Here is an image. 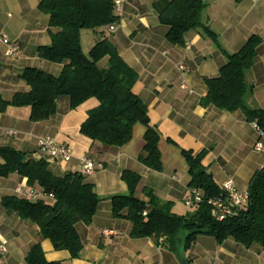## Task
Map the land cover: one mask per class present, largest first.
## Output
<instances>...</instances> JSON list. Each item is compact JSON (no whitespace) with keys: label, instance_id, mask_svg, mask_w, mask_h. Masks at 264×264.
I'll use <instances>...</instances> for the list:
<instances>
[{"label":"crops","instance_id":"crops-1","mask_svg":"<svg viewBox=\"0 0 264 264\" xmlns=\"http://www.w3.org/2000/svg\"><path fill=\"white\" fill-rule=\"evenodd\" d=\"M41 1L0 0V95L5 101L30 91L22 79L26 69L58 77L64 67L38 56L39 47L51 44L50 32H57L49 25L50 17L39 11ZM158 1L124 0L123 16L113 33L106 29V35L139 76L133 93L143 101L150 124L160 133L162 171H153L139 161L145 144L146 129L142 125L135 126L133 139L121 148L106 147L81 135L88 112L99 105L96 99L71 110L69 98L60 97L55 116L41 123L30 121L28 107L8 108L0 113V148L15 149L33 161L46 160L59 177L81 173V159L88 156L95 162V172L86 176L87 182L94 185L102 201L90 225L76 226L84 249L79 259H72L68 251H56L51 241L43 239L38 225L2 205L7 197L24 199L17 190L27 191L28 180L18 174L0 178V243L9 250L4 264H26L28 254L38 244L49 263L181 264L163 238L158 243L151 238H134L127 211L121 217L114 216L110 198L128 193L121 179L123 172L141 176L136 194L139 200L147 201L144 189L150 188L158 198L174 204L173 213L183 216L190 212L185 201L191 178L182 151H206L202 165L215 183L221 187L232 181L241 192L248 191L251 179L264 167V152L254 149L258 132L243 112L201 106L208 94L206 80L219 76L227 62L225 53L239 52L252 36H258L262 44L247 82L255 88L249 105L264 110V0H203V23L218 41L198 29L185 35L184 46L167 41L169 29L159 22L154 9ZM91 35L94 47L99 37L96 32ZM3 36L20 49V55L5 56ZM107 64L108 58L99 66L105 68ZM46 137L69 145L72 160L51 162L38 147V141ZM4 163L0 156V165ZM185 257L190 264H264V251L258 245L246 248L233 238L219 245L213 237L199 236Z\"/></svg>","mask_w":264,"mask_h":264},{"label":"trees","instance_id":"trees-1","mask_svg":"<svg viewBox=\"0 0 264 264\" xmlns=\"http://www.w3.org/2000/svg\"><path fill=\"white\" fill-rule=\"evenodd\" d=\"M115 0H42L39 11L50 17L51 44L38 48L42 60L64 64L58 77L35 68L25 70L22 79L30 87L27 93H17L11 101L0 95V113L8 108H30L32 123L48 121L57 112L56 100L67 97L70 109L76 110L91 99L98 107L88 112L81 126L82 136L106 147L121 148L133 139L135 126L142 125L144 148L139 161L147 168L161 172L162 154L159 149L160 133L150 124L147 107L133 93L139 76L120 56L106 35V29L119 23L115 14ZM159 22L169 29L166 36L172 45L184 46L185 35L202 29L217 43L216 34L203 23L206 4L203 0H160L154 4ZM92 31L99 40L87 56L83 51L81 33ZM262 40L252 36L235 54H227L226 65L217 78L206 80L207 96L201 106L235 113L243 112L247 122L256 124L264 133V110L252 108L249 101L254 96V86L247 82L253 69ZM108 58V64H99ZM189 167L190 190H197L202 202L186 215L173 213L174 204L158 198L150 188L144 189L147 201L137 198L142 181L140 175L125 171L122 181L128 187L126 195L110 198L115 217L127 211L126 218L133 224L134 238H151L157 243L165 240L167 248L179 255L187 253L199 236L215 238L219 245L233 238L250 248L258 245L264 251V167L255 173L249 183V202L236 216L218 221L213 215L212 200L226 198L212 174L202 165L206 151L194 154L182 151ZM4 164L0 165V178L18 174L28 180L29 189L43 190L54 196V202L7 197L2 205L23 219L39 226L43 239L51 241L56 251H68L72 259H79L84 245L76 226L90 225L102 199L93 184L82 173L56 176L46 160L33 161L27 154L15 149L0 148ZM147 213L144 216V213ZM26 264L49 263L40 244L34 246Z\"/></svg>","mask_w":264,"mask_h":264},{"label":"built area","instance_id":"built-area-1","mask_svg":"<svg viewBox=\"0 0 264 264\" xmlns=\"http://www.w3.org/2000/svg\"><path fill=\"white\" fill-rule=\"evenodd\" d=\"M258 1V0H255ZM115 14L118 18L121 19L123 16V4L124 0H115ZM115 26L109 28V32L113 33ZM2 41L7 47L5 51V56L13 58L20 55V49L12 44L7 36L2 37ZM255 129L258 132V139L255 143L254 149L257 152H264V133L259 129V127L254 124ZM10 134H14L10 132ZM39 150L47 155L51 162H63L69 163L73 158V150L69 145L59 144L54 138L46 137L41 138L38 141ZM82 165V174L84 176H91L95 172V162L88 156H84L81 159ZM221 189L227 193L226 198H219L212 200L209 203L213 206L212 215L218 221H224L226 218L236 216L237 212L241 209L247 207L249 202V193L248 191L241 192L235 188V185L232 181H228L221 186ZM17 195L24 197L32 202H37L40 200L54 202V196L51 194H46L43 190H33L28 189L24 191L22 189L17 190ZM202 202V196L197 190H190L188 197L186 198L185 205L189 209L195 208L199 203ZM144 216L147 215L145 212ZM9 250L7 246L3 243H0V264H4Z\"/></svg>","mask_w":264,"mask_h":264},{"label":"rangeland","instance_id":"rangeland-1","mask_svg":"<svg viewBox=\"0 0 264 264\" xmlns=\"http://www.w3.org/2000/svg\"><path fill=\"white\" fill-rule=\"evenodd\" d=\"M92 31H83L81 33V40H82V46L83 51L87 55L89 50L92 49L91 45H94L92 41Z\"/></svg>","mask_w":264,"mask_h":264},{"label":"water","instance_id":"water-1","mask_svg":"<svg viewBox=\"0 0 264 264\" xmlns=\"http://www.w3.org/2000/svg\"><path fill=\"white\" fill-rule=\"evenodd\" d=\"M178 256L180 258L181 264H190L189 260L185 257V254L183 252H179Z\"/></svg>","mask_w":264,"mask_h":264}]
</instances>
